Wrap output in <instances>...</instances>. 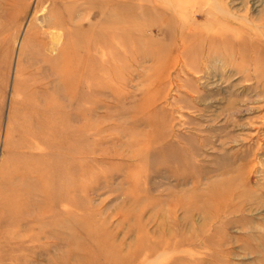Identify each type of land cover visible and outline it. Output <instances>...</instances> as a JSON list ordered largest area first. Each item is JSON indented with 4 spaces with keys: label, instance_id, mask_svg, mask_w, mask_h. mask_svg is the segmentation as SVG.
Here are the masks:
<instances>
[{
    "label": "rangeland",
    "instance_id": "1",
    "mask_svg": "<svg viewBox=\"0 0 264 264\" xmlns=\"http://www.w3.org/2000/svg\"><path fill=\"white\" fill-rule=\"evenodd\" d=\"M48 1L0 0V264H264V0H118L68 105Z\"/></svg>",
    "mask_w": 264,
    "mask_h": 264
},
{
    "label": "bare ground",
    "instance_id": "2",
    "mask_svg": "<svg viewBox=\"0 0 264 264\" xmlns=\"http://www.w3.org/2000/svg\"><path fill=\"white\" fill-rule=\"evenodd\" d=\"M162 1L160 0L159 2ZM48 2H50V4L46 9V13H43L42 16L40 15L41 17L37 18V21L39 20V25H41L40 27H42V29H55L58 32L55 31L57 34L54 33L56 34L54 36H52L51 32L50 34L43 32L46 41L43 42L42 47L44 45L46 50L49 49L55 51V54L52 53L53 55L45 56L40 55V61L49 63L47 67L51 68L52 75L57 76L60 83L58 94L61 97V100H63L62 102L66 101L67 104L65 105H68L72 104V101L74 100L73 96L78 92V90H80L81 87L85 86V84V87L90 90H94L96 88V85H88L84 82V79H95L98 75L101 76L103 74V72H101L102 69H100L102 65L101 63L103 62L100 61V64H98L97 62L99 61L97 59H93V52L95 50L103 51L104 48H108L109 44L116 45L117 43L119 45L127 43L122 36L123 30L121 29V26L117 25L115 19L118 15L126 13L128 10L126 7H120L118 0H51ZM214 8H217L216 5ZM218 11L223 13V10L221 9H218ZM199 15L201 16L202 14L200 13ZM37 29L39 30V28ZM35 32H37V30ZM192 35L193 34H191V36ZM35 36L38 37V34L36 33ZM48 41L50 42L49 44L47 43ZM181 48L183 57H185L190 51L188 42L183 41ZM34 50V52H37L36 48ZM26 52H29V50ZM33 56L34 55L31 57V62L32 65L35 66L39 63V59H34L35 56ZM97 65L100 66V68ZM94 66L99 68V71H93L92 69L95 68ZM61 108L62 107L57 102V104L52 106L50 110L58 112L56 110L60 111ZM71 133L72 132H70V134ZM63 203L65 205L69 204L68 201ZM44 204L46 207H53L55 204L59 205L60 201H56V199L45 200ZM55 221V219H50L48 223L55 224ZM88 234L91 233L86 231L84 239L87 246L83 248L84 251L78 253L79 261L76 262L77 264H91L87 263L84 258L86 256L85 254H87L91 249L95 250L100 255L102 254L104 257L106 256L102 264H130L129 260L126 258H117L107 255L106 247L103 244L104 238L97 239L94 236H88ZM151 252L154 251H150V253ZM49 262L52 264H66L65 262L53 263L51 259Z\"/></svg>",
    "mask_w": 264,
    "mask_h": 264
}]
</instances>
